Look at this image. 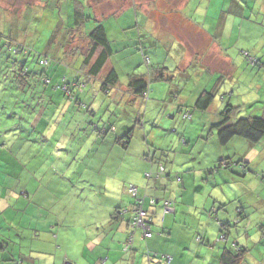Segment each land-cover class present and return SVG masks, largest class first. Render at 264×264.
I'll list each match as a JSON object with an SVG mask.
<instances>
[{
	"label": "rangeland",
	"instance_id": "rangeland-1",
	"mask_svg": "<svg viewBox=\"0 0 264 264\" xmlns=\"http://www.w3.org/2000/svg\"><path fill=\"white\" fill-rule=\"evenodd\" d=\"M88 1L89 4L95 2V0ZM99 1L103 4L105 0ZM108 1L110 2L113 0ZM170 1L171 0H167L168 3ZM121 2L122 5H119L116 12L113 11V8L108 10L110 13L108 28L110 29L109 26H113L115 28V33L117 29L120 31L127 28L134 29L127 31L128 36H132L135 30L138 29H147V27L151 29L155 28L151 25L153 21L149 22L148 18L152 17L151 15L153 14H147V11L145 12L142 10H164L163 5L157 2V0H117L116 4ZM102 4L101 6H97V17L100 16L99 14L105 16V11H100L102 10L101 8L105 9V6ZM109 4L111 5V3ZM87 5V0H0V34L3 36L0 41V61L2 63L0 66V90L5 89L11 98V100H9L10 102H15V99H17V102H19L20 99L23 102L28 100V95L23 96V94H20L18 85H15L16 82L13 78L14 73L12 70H9L10 67L13 68V65H9L11 64L10 59H16L18 62L15 64L25 59L29 64L35 65L38 57H65L64 52L68 53L73 45L85 48L86 42L84 39L77 38L75 31L68 30V27L71 23V19L74 21L73 17L75 10L79 9L84 11L85 8H87L86 10L90 11ZM183 7L185 6H180L177 10H181ZM183 12L186 13V11ZM188 14L198 18L199 22H203V25L206 24L205 26L208 28L209 33L215 37V42L213 44L219 46L223 55L211 49H206L203 52L199 51L195 54V50L193 49H190V53L184 52L183 48L173 40L170 33L161 32L158 35H154L156 46H151L147 49V54L151 59L150 69L152 87L158 84L167 85L169 87V91L167 89L164 90L168 93H166L161 107L175 102L171 101L170 98V94L173 92H171L170 86L180 88V82L186 79V77L183 76L184 72L178 68L179 63L181 64L183 58L186 60L188 59L187 63L191 65L189 73H191L198 69H203L201 64L203 58L206 56L203 61L204 65L208 68H205L203 75H195V78L192 77L191 81L193 82V88L188 85L185 91L188 97L191 91H194V95L198 90V97H193V100L195 99L194 103L199 100L205 91H213L214 98L206 110L195 108L194 103L185 105V109L189 108L193 111L192 121L182 120V115L180 114L176 115L175 119H170L168 115H164L161 121L163 125H160V122V126L155 127H152L150 121L147 119V103L137 100L135 105L138 112L136 119H141L142 123H136L135 129L138 128L140 132L142 131L144 137H142L138 131L136 132L135 142L130 152L143 156L144 154H148L149 149L151 153H156L157 162L162 160V162L168 165V172H171L170 177L172 179L167 176L163 179L172 191L175 192L177 187L180 189L177 200L176 197L173 199L176 202V207L182 204V197H184L189 204H192L194 200L202 202V200L205 201L207 198H210V204L213 205L215 199H221V197H225L229 194L227 197L231 199L227 207L230 211L232 210L231 213L233 217L231 221L232 226L229 227L231 240H239L243 247L251 246V250L246 254L242 264H264V228H261V225H264V151L260 152L257 148L261 143L251 144L245 142V140H241L244 141L241 142L244 144H235L230 141L227 146H219L216 130L211 126V124L221 120V111L228 105L235 108V119L250 116L264 117V87L261 90L256 87V81H260V84L264 86V75L260 80L253 79L252 76H254V71L248 68L244 56L241 55L243 50L254 53L255 49L260 50L264 47V0H192L190 7H188ZM85 16H89L88 12L85 13ZM90 17L94 18L93 16ZM164 18H162V22L166 23L167 18ZM251 19L252 21L254 20V24L256 23L259 29H257V25L254 30L247 29L250 24L249 20ZM95 26L94 20H90L86 25L87 28L84 27V31L86 29L85 32L89 33ZM219 28H224L226 33L223 34L222 30ZM229 29L230 35L228 36L227 33ZM69 33L74 35V41L67 46V43L61 42V40L63 38L69 39ZM115 33H112L111 36L118 38ZM123 34L126 35V33ZM7 38L12 40V45L15 49L18 45H23L28 50H31V54H13V51L9 50L5 45ZM216 38H218V40ZM256 41H258L257 44L255 43ZM155 48L160 50V52L155 50ZM161 51L163 53H161ZM227 56L234 60V63L237 65V71L234 74L227 73L225 76L227 80L223 87L224 89L227 87V92H232V99H228L225 95L223 101L221 99V94L225 92L222 91V93L220 92L219 94L217 88L213 87L216 81L210 83L208 80L211 73L215 76H219V73H217L218 71H232L231 68L226 67L224 63V57ZM163 63L172 66L170 69L167 68L172 74L164 80H159L157 78L158 73H156L157 64ZM246 68L252 71V73H246L244 71ZM211 70L213 72H211ZM134 71H137L136 74L140 77L143 76L145 79L148 78L147 69L142 62L137 70ZM120 75L122 80H120L119 83L123 85L124 88H129L128 81H125L128 80L129 77H125L123 73H120ZM173 80L175 84L172 82ZM99 96L100 97L93 102L95 110H98V117L101 114L103 115L104 112L106 113L107 107L110 106L109 102L114 100L113 98H107L108 96ZM151 98L154 100L153 94ZM44 100L46 101V99ZM153 100H151L150 105ZM6 101L8 102V100ZM122 101L125 102L127 100ZM119 109L121 111L113 107L112 111H114V115H111V117L116 119L119 127L124 128L126 124L129 126L132 122H135L134 114L130 108L127 109L123 107ZM115 110L118 111V114H115ZM40 116H42V113H39V117ZM45 117L52 121L55 118V120H58V118L62 116L61 114L53 115L47 113ZM97 120L96 118L95 121ZM36 121L37 119L34 121L35 124ZM172 125H174V127H172ZM173 129L176 131L173 132ZM49 133V137L53 138L56 142H52L55 149L57 145L64 146L65 142L61 139L59 134L56 133L52 137L53 131ZM185 133L187 134L185 135ZM0 134H2V130H0ZM180 136H185L187 138L189 142L187 146L181 141ZM9 138L10 135L8 130H6L4 134L0 136V142L2 143ZM145 139L149 141V146ZM144 147L146 150L143 149ZM182 148H185L183 152ZM164 150H169L167 151L168 154L163 155L162 153ZM253 150H255L254 155L256 154L258 157H253L255 159H253L249 165V172L247 174L245 173V175L243 174L244 176L237 175L233 172V169H238V166H231L228 169L220 167L221 164H224L220 163V160L224 158L223 156H230V152L243 155ZM65 154L70 155L67 151ZM233 158L234 157L231 158L232 161ZM209 169L212 170L210 173L208 171ZM150 171H153L151 167L148 172ZM180 178L182 180L181 182L178 181ZM231 182L234 183L233 186L229 184ZM244 185H248L251 191L250 193L244 191L245 189L242 188L243 190H241L240 194L236 197L230 194L233 188L243 187ZM135 186L140 188L141 183L136 181ZM184 186H186L185 190L183 189ZM161 189L163 190L164 188L161 187ZM218 205L219 204L216 203L217 208ZM244 213L248 215L247 220L242 216ZM234 219L239 220V223L234 225ZM203 220L202 223L194 219L177 221L179 225L174 231L173 238L176 244H174L175 246L172 250L183 248V242L180 240L187 231L189 232V229L190 231L193 229L196 232L194 239L188 241L194 246L190 251L185 253L186 257L183 261L184 264H216V259L212 257L218 254V251L222 249L221 243L218 242L221 235L219 226L215 224L217 222L214 221V219L205 220L204 218ZM246 221L248 222V226ZM251 225L252 233L257 235L254 244L249 242L251 232L247 231ZM206 230L207 235L211 239V241H209L210 244L207 243L205 235ZM197 235L203 239L204 243H198ZM198 247H201L203 250H198ZM168 254L170 256L172 255L175 260L176 257L174 254ZM256 256L257 258H255ZM173 264L179 263H176L175 260Z\"/></svg>",
	"mask_w": 264,
	"mask_h": 264
},
{
	"label": "trees",
	"instance_id": "trees-1",
	"mask_svg": "<svg viewBox=\"0 0 264 264\" xmlns=\"http://www.w3.org/2000/svg\"><path fill=\"white\" fill-rule=\"evenodd\" d=\"M87 4L90 11L86 10L87 8L84 11L79 9L75 10L74 21L71 19V23H68V30L75 31L77 38L84 39L86 42L85 48L73 45L68 53L64 52L65 57H38L35 65L29 64L25 59L15 64L18 61L16 59H10L11 64L9 65H13V68L10 67L11 69L9 68V70H12L14 73L15 85H18L20 94H23V96L28 95V100L23 102L20 99L17 102V99H15V102H10L9 100L11 98L5 89L0 90V130H2L0 136L6 130H8L10 135L8 140L2 143L0 142V187L5 191L9 189L7 186H10V182L13 180V185L15 187L19 186L20 169L25 170L27 173V176H25L27 180H35L36 177H40L41 180L43 178L62 179L65 181L63 185L61 183L59 184L62 188L67 186L71 179L62 173L68 171L71 165L78 163L76 170H79L80 176L77 178L78 180L76 179V182L79 184V186L77 185V191L82 194L83 185L88 180L93 179L90 177V171L92 172L99 168L98 166L94 169V166H92L99 154H108L112 144L119 151H123L122 155L127 154L126 151H131L134 145L136 132L138 131L144 137L142 131L140 132L138 128L135 129L136 123H142L141 119H136L138 112L135 105L137 100L147 103V119L150 121L152 127L160 126L158 122L161 116L164 115H168L170 119H175L176 115L180 114L184 121L193 120V111L189 108H184L187 104H181L179 102L178 105H175L173 102L161 107V103L165 98L157 101L151 98L153 90L150 69L151 63L150 57L147 54V47L145 46V41L152 39L150 31L138 29L135 30L136 34H133L135 36L132 39L133 42H124L126 38L115 42L117 38L111 36L112 33H115V28L113 26H109L110 29L108 28L110 16L105 14V16L100 15V18L96 16L97 6L100 5V1L95 0L94 3L89 4L87 0ZM86 12L89 14L88 17L85 16ZM90 20H94L96 26L91 32L86 33L84 27H86ZM253 21L252 19L249 20L250 24L247 29H255L257 24H254ZM219 29L222 30L223 34L226 33L224 28ZM257 29H259L258 25ZM123 30H125L126 36H128L127 31L134 29L129 28ZM119 33L120 30L117 29L115 33L117 37H119ZM227 34L228 36L230 35V29ZM2 38L3 36L0 34V41ZM213 38L215 39V37ZM73 39L74 35L69 33V39L63 38L61 42L67 43L68 46L73 43ZM216 39L218 40V38ZM255 43L257 44L258 41ZM5 45L9 50L13 51V54H31V50H28L23 45H18L15 49L12 45V40L9 38L6 39ZM122 45L124 46L122 47ZM121 47L122 49H120ZM116 53L117 56L115 55ZM126 55L129 57H126ZM241 55L244 56L248 68L254 71L252 78L260 80L264 75V47L260 50L255 49L254 53L243 50ZM112 56H115L114 59L120 62L121 71L117 73L118 70L112 69L110 72L103 74V70ZM231 61L233 65L237 66L233 59ZM141 62L147 69L148 78L146 79L142 75L140 77L136 74L137 71H134L137 70ZM1 64L0 61V66ZM248 68L244 69V71L251 74L252 71H249ZM120 73H123L127 78L129 77L128 80H125L128 81L129 88H124L119 83L122 80ZM157 78L159 80L166 78L164 77L163 69L160 70ZM226 80L221 77L214 83L213 87L217 88L219 94L220 92L222 93ZM256 87L261 90L264 86L260 84V81H256ZM226 89L227 87L223 90L225 93L221 94L223 101L225 95L228 99H232V92L229 93ZM179 93L172 92L170 98L173 99L171 101L179 98ZM99 95L108 96L107 98H113L114 100L109 102L110 106L107 107L106 113L104 112L103 115L101 114L98 117V110H95L93 102L100 97ZM213 98V91H205L199 100L194 103L195 108L206 110ZM122 100L127 101L123 102ZM151 100L153 102L150 105ZM113 107L118 111H121L119 108H130L134 114L135 122H132L129 126L126 124L124 128L119 127L116 119L111 117V115H114V111H112ZM117 110H115V114H118ZM39 113H42V116L39 117ZM47 113L53 115L61 114L62 117H59L58 120H55V118L50 121L45 117ZM234 116L235 108L228 105L221 111V120L211 124L212 128L216 130L219 146H227L232 140L236 142H244L241 140H245V142L251 144L261 143L257 148L260 152L264 151V117L250 116L235 119ZM94 118L98 120L95 121ZM35 119H37L36 124L34 123ZM51 131H53L52 137L56 133L61 136V139L65 142L64 146L57 145L56 149L53 147L52 142L55 141L49 137V132ZM172 131L175 132L176 130L173 129ZM180 139L185 146L188 145L189 142L185 136H180ZM147 145L149 146V141H147ZM82 149L85 150L82 151ZM184 149L182 148V152ZM66 151L70 155L65 154ZM167 151L164 150L162 154H168ZM254 151L243 155L230 152V156H223L224 158L220 160V163H224L220 167L228 169L231 166H238V169H233V172L237 175L244 176L245 173L247 174L249 172V165L255 159L253 157H258L256 154L254 155ZM153 154L155 155L151 156L152 159L150 158L151 161L149 160L150 162H148L153 171L148 172L149 167L148 171L142 174L143 182L145 183L144 187L139 188L133 184H129L126 187V194L132 201L130 205L132 208V218L128 224L129 232L123 246V250L126 253L133 250L137 232H140L145 241L155 239L158 235L161 236L162 233L160 234L154 230L151 209L157 208L159 204L164 207L162 223H164L167 215H172L171 217L173 218L176 213L175 201L164 198L159 199L157 196L148 194V189H150L149 182L151 180H159L162 176H170L169 173H166L165 167L160 164L161 162H157L156 153L153 152ZM146 156L148 157V154ZM231 156L234 157L233 161ZM143 158L147 159L145 157ZM96 163L99 165L101 162L98 160ZM163 164L165 163L163 162ZM208 171L210 173L212 170L209 169ZM55 174L57 175L55 176ZM4 176L5 178H3ZM178 181L181 182V178ZM7 182L9 183L7 184ZM5 185L7 186L5 187ZM23 185L26 186V183H23ZM131 187L136 189L137 197H134L130 190ZM21 192H23V196L25 197L29 194H27L25 189ZM138 199H141L142 203L138 202ZM167 203L174 210L173 213L165 212ZM139 206H142L146 210L147 217L145 218V223L150 225V237L146 236L147 232L144 228L132 224L137 216L134 208ZM216 211H218V208L215 207L204 214L205 220L214 219ZM117 215L119 214L115 211L112 215L113 220H116ZM218 224L221 233L218 242L221 243V250L223 251L220 256L222 264H242L245 255L249 252L248 248L243 247L236 239L231 240L230 232H227L228 224H221L220 222ZM197 239L199 242L203 241L200 237ZM0 241L4 242L3 248L8 247L9 244L5 240L0 238ZM147 256L148 264H173L174 260V257L168 253H150L148 250ZM168 258H171L170 262H168ZM15 264L23 263L21 260H17Z\"/></svg>",
	"mask_w": 264,
	"mask_h": 264
},
{
	"label": "crops",
	"instance_id": "crops-1",
	"mask_svg": "<svg viewBox=\"0 0 264 264\" xmlns=\"http://www.w3.org/2000/svg\"><path fill=\"white\" fill-rule=\"evenodd\" d=\"M116 1L109 2L105 0L103 4L100 3L99 6L101 4L105 6V9L101 8L102 10L100 11H105V15L110 16L108 10L113 8V11L116 12L119 5H122L123 2L116 4ZM157 2L163 5L164 10H142L147 11V14H153L151 15L152 17L148 18L149 22L153 21V24H150L155 27L154 29L150 27L146 29L152 34V39L150 41L146 40V44L144 43L147 49L151 46H156L154 35L162 32L170 33L173 40L183 48L184 52L190 53V49H193L195 50V54L199 51L203 52L206 49H211L223 55L222 50L216 44H213L215 39L209 33L208 28L205 26L206 24L203 25V22H199L198 18L188 14V7H190L192 0H171L170 4L167 0H157ZM180 6L185 7L177 10ZM183 11H186V13ZM164 17L167 18V21L165 20L166 23L162 22V18ZM123 33H125V30L122 29L115 42L124 40L125 38L124 42H133L134 35L126 36ZM133 34H136V32ZM155 50L160 52L156 48ZM161 53L163 52L161 51ZM115 55L117 56V53ZM114 57L112 56L111 60L106 64L103 74L110 72L112 69L118 70L117 73L121 71L120 62L115 60ZM203 60L201 64L203 69H198L191 73H189L191 65L187 63L188 59L183 58L181 64L179 63L178 68L184 72L183 76L186 79L180 82V88L170 86L171 92H180L179 98L174 100L175 105H178L179 102L177 101H180L181 104H193L195 101L193 97H198V90L194 95V91H191L187 97L185 89L188 85L193 88L192 77L195 78V75H203L205 68H208L204 65ZM224 63L232 71H218L219 76L211 73L208 80L210 83L221 77L225 80L227 73L234 74L236 72L237 66L233 65L230 57H224ZM157 65L156 73L159 74L160 70L163 69L164 77H170L172 73L167 68L170 69L172 66L166 63ZM211 72L213 71L211 70ZM172 82L175 84L174 80ZM152 89L153 98L156 101L165 98L168 92L164 90L167 89L169 91L167 85L159 84L152 87ZM162 117L158 123L162 121ZM160 125H163V122ZM231 142L244 144L235 140ZM143 149L146 150L145 147ZM84 150L82 149V151ZM117 150L112 144L108 154L101 153L95 159L92 166H94V169L98 166L99 168L98 170L90 171V177L93 179L88 180L83 185L82 194L77 191V185L79 186V184L76 182V179L80 176L79 170H76L78 163L71 165L68 171L62 173L71 178L68 185L62 188L60 186L65 182L62 179L43 178L41 180L40 177H36L35 180H27L25 177L27 173L22 169L19 172V186L15 187L13 180L10 182V186L5 185V187L9 188L8 190L5 191L0 187V238L9 244H7L8 247L6 245L7 248H3L4 242L0 241V264H15L17 260H21L23 264H148L147 250L150 253H172L176 257V263L184 264L185 253L190 251L194 246L188 241L194 239L196 232L193 229L191 231L189 229V232L187 231L180 240L183 242V248L172 250L175 246L174 244H176L173 235L179 224L177 221H181V219H194L202 223L204 221V214L215 207L217 208L216 203L219 205L218 211H216V215L214 216V221L228 224L227 232H230L229 227L232 226L231 221L233 217L232 210L230 211L227 207L231 199L227 197L229 194L221 197V199H215L213 205L210 204V198H207L205 201L201 199L202 202L194 200L192 204H189L182 197L183 202L180 206L176 207L175 216L172 218V215H167L164 223H162L164 207L159 204L157 208L151 209L154 230L160 234L162 233L161 236L158 235L155 239L145 241L140 232H137L133 250L126 253L123 250V246L129 232L128 224L132 218V208L130 206L132 201L126 194V187L129 184L136 185V181L141 183L140 188L144 187L145 183L143 182L142 174L151 167L148 162L151 161V156L155 154L151 153L148 149V157L146 154L141 156L133 154L128 150L126 151L127 154L122 155L123 151ZM96 160H100L101 163L97 165ZM159 162L165 167L166 173L171 174V172H168V165L163 164L162 160ZM164 177L162 176L159 180L153 179L149 182L150 189H148V194L157 196L159 199L173 200L176 197L177 200L180 193L179 187H177L175 192L172 191L163 179ZM8 180L11 181L10 179ZM23 183H26V186ZM60 183L61 185H59ZM229 184L233 186L234 183L231 182ZM161 187L164 189L162 190ZM242 188L245 189L244 191L251 192L248 185H244L243 187L233 188L232 193H229L233 197H236L243 190ZM23 189L27 191V194L29 193L27 197L23 196V192H21ZM183 189L185 190L186 186ZM115 211L119 215H117L116 220H113L112 215ZM242 216L247 220V214L244 213ZM234 220V225L239 223V220ZM217 223L215 224L219 226ZM246 224L248 226L247 221ZM262 227L264 228V225H261ZM251 228L252 225L247 230L251 232L249 242L254 244L257 235L252 233ZM205 235L207 243L210 244L209 241L211 239L207 235V230L205 231ZM202 242L198 243L201 244ZM246 248L249 251L251 250V246ZM198 250L202 251L203 249L198 247ZM222 253L223 251L219 250L218 254L212 257L216 259V264H222L220 259ZM175 260H173V263Z\"/></svg>",
	"mask_w": 264,
	"mask_h": 264
},
{
	"label": "built area",
	"instance_id": "built-area-1",
	"mask_svg": "<svg viewBox=\"0 0 264 264\" xmlns=\"http://www.w3.org/2000/svg\"><path fill=\"white\" fill-rule=\"evenodd\" d=\"M131 192L133 193L134 197H137L136 195V189L131 187L130 188ZM138 202L142 203L141 199L137 200ZM135 212L137 213V216L134 219V222L132 223L133 225H136L138 227H142L144 228V230L147 232L146 236L150 237V225H148L147 223H145V218L147 217V213L146 210H144L142 208V206L140 207H135ZM168 211H173V209H171L168 205H166V212ZM132 236V235H131ZM131 242V241H130ZM169 259V258H168ZM171 261V258L168 260V262ZM66 264H70V263H66Z\"/></svg>",
	"mask_w": 264,
	"mask_h": 264
},
{
	"label": "clouds",
	"instance_id": "clouds-1",
	"mask_svg": "<svg viewBox=\"0 0 264 264\" xmlns=\"http://www.w3.org/2000/svg\"><path fill=\"white\" fill-rule=\"evenodd\" d=\"M166 205H168L169 207H171L168 203L166 204ZM166 208V207H165ZM172 209V208H171ZM165 212H166V209H165ZM169 212H174V210L173 211H169Z\"/></svg>",
	"mask_w": 264,
	"mask_h": 264
},
{
	"label": "bare ground",
	"instance_id": "bare-ground-1",
	"mask_svg": "<svg viewBox=\"0 0 264 264\" xmlns=\"http://www.w3.org/2000/svg\"><path fill=\"white\" fill-rule=\"evenodd\" d=\"M134 221V220H133Z\"/></svg>",
	"mask_w": 264,
	"mask_h": 264
}]
</instances>
